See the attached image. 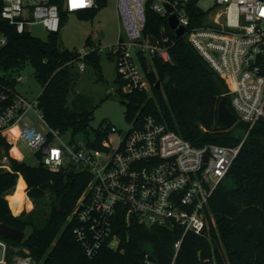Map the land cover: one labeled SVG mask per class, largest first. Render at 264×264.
I'll return each instance as SVG.
<instances>
[{"label": "built area", "instance_id": "obj_1", "mask_svg": "<svg viewBox=\"0 0 264 264\" xmlns=\"http://www.w3.org/2000/svg\"><path fill=\"white\" fill-rule=\"evenodd\" d=\"M201 1L116 0L124 31V37L120 35L112 47L117 56V74L123 92L149 90L141 59L151 67L154 57L169 61L170 54L167 45L143 33L146 10L166 19L173 14L176 26L184 27L181 35L221 79L224 92L219 93L220 97H227L236 122L247 127L236 145H194L151 115L142 116L139 122L133 118L130 128L115 144L108 139L109 133L118 131L112 124L101 127L104 136L98 147L92 144L94 136L65 142L46 122L37 96L29 99L18 90L17 84L23 79L20 72L12 76L0 73V135L4 137L5 129L17 125L20 138L44 166L57 170L74 163L91 175L67 216L75 239L88 256L102 245L117 247L119 222H136L181 232L173 242L170 264H174L184 233H199L214 222L209 198L227 174L250 128L264 121V0H212L208 5ZM0 2L1 16L18 33L34 22L48 31L60 28L58 3L42 0L28 8L23 0ZM72 2L62 0L63 9H88L95 0L90 7L77 9L71 8ZM6 40L0 32V47ZM79 67H84V60L79 61ZM29 111L46 127L45 131L26 120ZM0 168L10 170L4 159ZM0 245V264H7L1 239ZM144 263L160 264L148 252ZM13 264L30 261L28 257H17Z\"/></svg>", "mask_w": 264, "mask_h": 264}, {"label": "trees", "instance_id": "obj_2", "mask_svg": "<svg viewBox=\"0 0 264 264\" xmlns=\"http://www.w3.org/2000/svg\"><path fill=\"white\" fill-rule=\"evenodd\" d=\"M46 1L59 4L61 25L67 15L62 0ZM106 2L95 0L93 7L76 12L92 16ZM0 32L7 38L0 47V73L12 76L30 63L41 85L38 107L46 122L60 134L69 132L71 136H88L92 130V144L98 147L104 136L101 127L110 123L103 119L99 127L90 125L97 103L91 96L74 91L71 70L74 62L86 60L100 73L98 48L80 55L75 49L60 46L59 30L49 31L46 39L27 30L18 33L1 14ZM143 33L167 45L170 60L154 57L150 67L141 59L150 88L121 93L125 118L139 122L142 116L151 115L194 145H236L247 128L243 122L237 121L228 129H213L221 125L217 119L220 94L215 83L216 79L221 81L219 76L185 36L173 33L165 16L149 8ZM115 80L121 84L118 74ZM227 105L232 110L228 100ZM262 136L264 121L259 120L250 128L227 174L209 198L214 222L210 221L199 233H184L174 264H264V144L259 139ZM3 159L10 170L0 168V220L24 231L29 229L20 241L0 235L7 264H13L17 257H28L30 264H145L146 252L160 264H170L173 242L181 232L136 222H119L117 247L102 245L95 254L86 255L67 216L91 177L89 171L74 163L57 170L41 162L30 165L16 158L11 144L0 135V161ZM19 175L26 183V195L33 207L25 211L19 206V213L13 214L4 194Z\"/></svg>", "mask_w": 264, "mask_h": 264}, {"label": "rangeland", "instance_id": "obj_3", "mask_svg": "<svg viewBox=\"0 0 264 264\" xmlns=\"http://www.w3.org/2000/svg\"><path fill=\"white\" fill-rule=\"evenodd\" d=\"M29 8L32 4L41 0H23ZM212 0H202L203 5H208ZM26 30L32 35L46 39L48 30L38 22L26 26ZM124 37L123 27L118 15L116 0H107L106 4L95 10L92 16H83L74 12H67L65 20L59 28V44L63 48L75 49L82 55L81 51L87 53L98 48L100 73L94 66L84 60V67H79V62H74L72 73L74 75V91L91 96L97 105L94 108L90 125L99 127L103 119L117 128V132L109 133L108 139L115 144L120 135L126 133L130 128L131 120L125 118V104L121 101L122 86L116 82L117 56L112 53V47L118 42L119 36ZM89 42V43H87ZM84 53V54H85ZM83 54V55H84ZM23 79L17 84L18 90L27 98L36 97L41 91L40 83L33 75V68L30 63H25L19 70ZM28 122L34 124L40 131H45L32 111L25 116ZM4 137L11 144L12 151L16 158L25 161L30 165H37L39 159L33 155L31 148L20 138L18 126L7 128L3 131ZM65 142H80L92 138V130L88 136L78 133L71 136L69 132L61 134ZM20 176V175H19ZM17 176L14 186L8 190L4 197L13 214L17 212L19 206H23L25 211L33 207V202L23 192L26 183ZM231 184V182H229ZM26 193V191H25ZM21 211V210H20ZM29 229H26V234ZM25 234V235H26ZM148 249V245L145 246ZM26 251V249H24ZM2 256V246L0 245V258Z\"/></svg>", "mask_w": 264, "mask_h": 264}, {"label": "water", "instance_id": "obj_4", "mask_svg": "<svg viewBox=\"0 0 264 264\" xmlns=\"http://www.w3.org/2000/svg\"><path fill=\"white\" fill-rule=\"evenodd\" d=\"M168 9H170L168 7ZM168 24L171 28L175 30V34L180 36L184 30L183 26H176V18L173 14L168 15L167 17ZM217 90L219 93L224 92V87L219 79L215 80ZM217 119L221 122V125L214 127V130H221V129H228L234 125L236 122V115L230 110L229 106L227 105V97L222 95L217 104ZM261 142L264 144V136L259 138ZM59 208L60 211L63 212L62 201H59ZM0 235L3 237H9L15 239L17 241L22 240L25 235V231L13 226L9 225L0 220Z\"/></svg>", "mask_w": 264, "mask_h": 264}, {"label": "clouds", "instance_id": "obj_5", "mask_svg": "<svg viewBox=\"0 0 264 264\" xmlns=\"http://www.w3.org/2000/svg\"><path fill=\"white\" fill-rule=\"evenodd\" d=\"M93 0H78V3L76 6H73V3L71 4L72 9L77 8H84V7H90L92 5Z\"/></svg>", "mask_w": 264, "mask_h": 264}, {"label": "snow or ice", "instance_id": "obj_6", "mask_svg": "<svg viewBox=\"0 0 264 264\" xmlns=\"http://www.w3.org/2000/svg\"><path fill=\"white\" fill-rule=\"evenodd\" d=\"M73 6H76L77 5V3H78V0H73ZM262 15H264V13H262Z\"/></svg>", "mask_w": 264, "mask_h": 264}, {"label": "crops", "instance_id": "obj_7", "mask_svg": "<svg viewBox=\"0 0 264 264\" xmlns=\"http://www.w3.org/2000/svg\"><path fill=\"white\" fill-rule=\"evenodd\" d=\"M42 1V0H41ZM19 177H21V175L19 176ZM22 178V177H21ZM23 179V178H22ZM26 194V193H25ZM27 196V195H26ZM27 199H29V197L27 196Z\"/></svg>", "mask_w": 264, "mask_h": 264}, {"label": "bare ground", "instance_id": "obj_8", "mask_svg": "<svg viewBox=\"0 0 264 264\" xmlns=\"http://www.w3.org/2000/svg\"><path fill=\"white\" fill-rule=\"evenodd\" d=\"M23 193L25 194V191Z\"/></svg>", "mask_w": 264, "mask_h": 264}]
</instances>
